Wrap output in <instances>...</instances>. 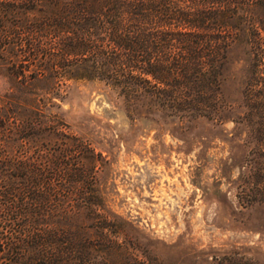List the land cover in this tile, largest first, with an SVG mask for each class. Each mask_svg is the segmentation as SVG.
Segmentation results:
<instances>
[{"label":"trees","instance_id":"trees-1","mask_svg":"<svg viewBox=\"0 0 264 264\" xmlns=\"http://www.w3.org/2000/svg\"><path fill=\"white\" fill-rule=\"evenodd\" d=\"M75 80L103 83L135 121H230L235 196L264 204V0H0V264H264L168 261L127 229L99 179L107 155L66 120Z\"/></svg>","mask_w":264,"mask_h":264},{"label":"rangeland","instance_id":"rangeland-1","mask_svg":"<svg viewBox=\"0 0 264 264\" xmlns=\"http://www.w3.org/2000/svg\"><path fill=\"white\" fill-rule=\"evenodd\" d=\"M238 82L226 86L233 97ZM66 92L62 108L71 129L107 155L99 179L127 229L156 244L168 261L230 250L264 260V204L242 207L235 196L243 149L230 121L222 127L135 121L94 80L70 81Z\"/></svg>","mask_w":264,"mask_h":264}]
</instances>
